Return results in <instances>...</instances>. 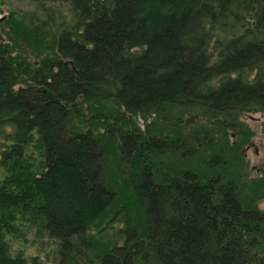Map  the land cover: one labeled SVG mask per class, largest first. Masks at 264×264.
<instances>
[{"label": "trees", "instance_id": "1", "mask_svg": "<svg viewBox=\"0 0 264 264\" xmlns=\"http://www.w3.org/2000/svg\"><path fill=\"white\" fill-rule=\"evenodd\" d=\"M27 1L0 35V264H43L13 254L20 219L58 264H264L230 140L264 114V0Z\"/></svg>", "mask_w": 264, "mask_h": 264}, {"label": "rangeland", "instance_id": "2", "mask_svg": "<svg viewBox=\"0 0 264 264\" xmlns=\"http://www.w3.org/2000/svg\"><path fill=\"white\" fill-rule=\"evenodd\" d=\"M29 2L27 0H0V35L5 40L8 37V27L4 22L9 13L19 11L20 9L29 10ZM27 51H30L27 49ZM21 52V51H20ZM19 51H15L14 55L21 56ZM27 55L29 62L37 64L40 59L35 54L28 52ZM22 80V78H21ZM19 81L17 87L28 84L24 81ZM195 109L185 110L183 115L184 120H189L193 116L196 117ZM200 113V112H199ZM139 125L145 129L148 123L153 122V118L138 119ZM147 121V122H146ZM239 127L236 130H231V142L238 147L239 155L242 157L241 165L239 166L242 173V190L243 201L248 207L256 206L262 212L264 211V192L254 191L253 198L247 194L243 186L250 182L251 178L258 180L264 176V114H247L239 117ZM154 123V122H153ZM244 131L249 132L248 142H242L243 137L239 133ZM35 146L31 145L27 150L28 159L27 162L32 163L36 172L43 170L42 162L44 156L37 147L38 143L35 142ZM32 155V157H29ZM12 170L10 167L0 168V182L5 180V177L10 175ZM245 175V177H243ZM39 224L36 225L33 222L23 221L20 219L16 225V230L9 235V241L12 245L13 254L23 252L25 256L30 260L34 256H38L43 264H58L60 261V254L58 253L57 243L48 236V232H45L43 228H39ZM43 227V226H42Z\"/></svg>", "mask_w": 264, "mask_h": 264}]
</instances>
